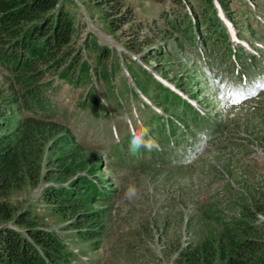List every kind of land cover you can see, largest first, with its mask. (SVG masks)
Instances as JSON below:
<instances>
[{"label": "rangeland", "instance_id": "374dc122", "mask_svg": "<svg viewBox=\"0 0 264 264\" xmlns=\"http://www.w3.org/2000/svg\"><path fill=\"white\" fill-rule=\"evenodd\" d=\"M179 1L126 0L133 21L112 28L87 0H61L75 32L62 58L39 67L47 109L37 112L65 124L88 149L86 166L58 178L60 156L49 138L37 175L5 196L32 228L59 241L60 264H190L184 255L204 242L215 252L193 264H222L226 228L258 244L264 256V84L240 104L229 102L224 89L238 85L236 68L248 74L264 60V0H224L221 13L218 0L213 7ZM178 20L190 22L184 34L175 29ZM224 20L248 50L232 40ZM249 87L243 84L241 94ZM142 126L159 150L129 151ZM78 176L106 195L87 206L106 215L94 240L79 237L83 228L73 225L82 210L60 213L48 200L49 187ZM129 185L138 189L131 200L124 195ZM2 225L26 233L12 222Z\"/></svg>", "mask_w": 264, "mask_h": 264}, {"label": "trees", "instance_id": "16d2710c", "mask_svg": "<svg viewBox=\"0 0 264 264\" xmlns=\"http://www.w3.org/2000/svg\"><path fill=\"white\" fill-rule=\"evenodd\" d=\"M87 1L102 10L112 28L133 21L134 11L126 0ZM218 1L222 10H227L225 1ZM205 4L213 7L211 0H205ZM212 12L215 14V9ZM217 23L222 27L220 21ZM187 24L190 22L178 20L175 29L184 34ZM187 28L190 30L191 25ZM74 32L73 19L61 0H0V66L5 70L7 85L0 88V99L4 102L0 104V264H60L65 260L59 241L42 229L32 228L30 223L33 222L22 213L17 214L5 196L37 175L39 158L49 138L55 153L60 156L56 159L58 178L68 177L81 165L82 168L86 166L81 160L83 152L88 149L75 141L65 124L44 115L39 117L37 112L47 109L42 102L41 86L37 83L42 75L39 67L62 58L59 54L68 47ZM161 87L164 92L168 91ZM63 143L71 150L64 148ZM92 165L91 169L88 168L89 173L93 172ZM104 193L84 176L76 177L68 185L47 189L48 200L53 201L58 212H65L67 207L82 210L75 213L78 219L73 225L83 228L78 236L85 240H94L102 233L106 217L104 210L87 209V206L101 203L102 196L106 197ZM7 222L24 227L26 235L2 225ZM226 230V253L221 255L222 264H264L258 244ZM214 247L204 242L184 257L193 264L203 253L215 252Z\"/></svg>", "mask_w": 264, "mask_h": 264}, {"label": "clouds", "instance_id": "9594fccd", "mask_svg": "<svg viewBox=\"0 0 264 264\" xmlns=\"http://www.w3.org/2000/svg\"><path fill=\"white\" fill-rule=\"evenodd\" d=\"M149 129L147 127H141L139 132L133 131L129 141V151L133 154L137 153L141 148L148 151L159 150V143L149 136ZM138 194V189L135 185H129L125 190V198L131 200Z\"/></svg>", "mask_w": 264, "mask_h": 264}, {"label": "snow or ice", "instance_id": "6c2138e0", "mask_svg": "<svg viewBox=\"0 0 264 264\" xmlns=\"http://www.w3.org/2000/svg\"><path fill=\"white\" fill-rule=\"evenodd\" d=\"M255 95H257V92H256L255 89H253V90L249 91L247 93V95L245 97H243V98H247L248 96H255ZM238 102H239L238 100L237 101H233V103H238Z\"/></svg>", "mask_w": 264, "mask_h": 264}]
</instances>
